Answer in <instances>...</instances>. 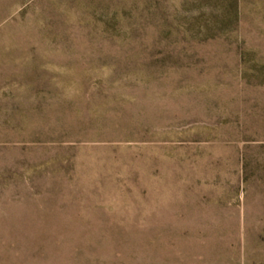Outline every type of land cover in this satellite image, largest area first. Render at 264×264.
Listing matches in <instances>:
<instances>
[{
	"label": "rangeland",
	"instance_id": "1",
	"mask_svg": "<svg viewBox=\"0 0 264 264\" xmlns=\"http://www.w3.org/2000/svg\"><path fill=\"white\" fill-rule=\"evenodd\" d=\"M0 264H264V0H0Z\"/></svg>",
	"mask_w": 264,
	"mask_h": 264
}]
</instances>
